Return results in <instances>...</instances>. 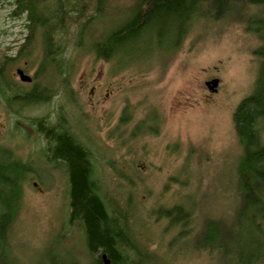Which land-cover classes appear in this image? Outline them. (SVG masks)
I'll return each mask as SVG.
<instances>
[{"label":"rangeland","instance_id":"rangeland-1","mask_svg":"<svg viewBox=\"0 0 264 264\" xmlns=\"http://www.w3.org/2000/svg\"><path fill=\"white\" fill-rule=\"evenodd\" d=\"M133 1L110 0L105 20L91 32L113 31L116 26L111 24L129 18ZM12 10L11 2L0 4V53L14 58L27 29L25 17H12ZM183 35L161 30L146 52L148 59L141 56L122 64L97 60L85 37L74 53L76 66L66 84L40 62L38 39L28 47V59L5 67L12 86L27 92L47 83L50 95L44 103L11 109L0 97V154L10 149L33 169L9 231L5 264L86 263L83 233L66 222L64 169L45 163L39 154L45 143L29 125L40 118L54 123L59 114L91 151L106 197H117L128 208L135 241L159 255L155 264H211L206 255H194L183 246L191 245L194 231L182 240V226L170 228L159 213L179 204L194 214L195 198V212L202 216L230 215L242 153L232 116L252 92L258 68L253 52L260 43L229 18L197 19L185 39ZM18 69L31 78V85L20 82ZM213 80L218 85L212 93L205 84Z\"/></svg>","mask_w":264,"mask_h":264},{"label":"trees","instance_id":"trees-1","mask_svg":"<svg viewBox=\"0 0 264 264\" xmlns=\"http://www.w3.org/2000/svg\"><path fill=\"white\" fill-rule=\"evenodd\" d=\"M7 2L13 5L12 17H25L27 29L25 43L14 58L0 53V97L9 109L15 105L41 104L50 96L47 83L46 86L37 83L26 92L12 86L4 76L9 63L29 58L28 47L33 40L38 39L41 44L40 62L56 80L66 84L76 66L74 53L85 37L97 60L110 63L115 59L122 64L141 56L148 59L146 52L151 51L152 39L161 30L177 31L185 39L197 19L229 18L256 36L260 46L253 52L258 63L253 89L232 116L242 153L230 215L202 216L195 212L198 203L194 198V214L191 208L185 211L178 204L160 209L159 218H166L170 228L182 226L179 229L182 240L194 231L191 245L183 246L194 255H206L211 264H264V0H134L129 6V18L111 24L116 27L107 34L91 29L105 20L110 0H0V4ZM68 50L70 55L65 57ZM62 117L57 115L54 123L48 118L33 119L29 125L45 143V148L39 151L45 163H54L51 165L54 169L56 164L64 169L69 209L66 222L70 228L78 225L83 233L85 264H155L159 255L135 241L128 208L117 197L111 201L106 197V186L97 179L91 151L78 141ZM2 152L0 264H5L10 256L9 231L33 169L12 150Z\"/></svg>","mask_w":264,"mask_h":264},{"label":"water","instance_id":"water-1","mask_svg":"<svg viewBox=\"0 0 264 264\" xmlns=\"http://www.w3.org/2000/svg\"><path fill=\"white\" fill-rule=\"evenodd\" d=\"M15 74L18 76V79L20 80V82L24 83V84H29L31 83V78H29L28 76H26L22 70L18 69L16 70ZM218 85V81L217 80H213L211 82H208L205 84V86L207 87V89L210 92H216V87Z\"/></svg>","mask_w":264,"mask_h":264},{"label":"flooded vegetation","instance_id":"flooded-vegetation-1","mask_svg":"<svg viewBox=\"0 0 264 264\" xmlns=\"http://www.w3.org/2000/svg\"><path fill=\"white\" fill-rule=\"evenodd\" d=\"M32 84V82L31 83H29V84H27V85H31Z\"/></svg>","mask_w":264,"mask_h":264}]
</instances>
